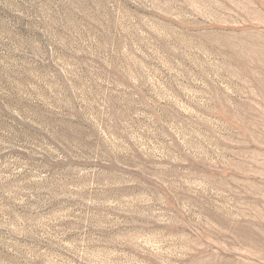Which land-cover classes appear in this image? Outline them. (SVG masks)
I'll use <instances>...</instances> for the list:
<instances>
[{"label": "rangeland", "instance_id": "374dc122", "mask_svg": "<svg viewBox=\"0 0 264 264\" xmlns=\"http://www.w3.org/2000/svg\"><path fill=\"white\" fill-rule=\"evenodd\" d=\"M0 264H264V0H0Z\"/></svg>", "mask_w": 264, "mask_h": 264}]
</instances>
